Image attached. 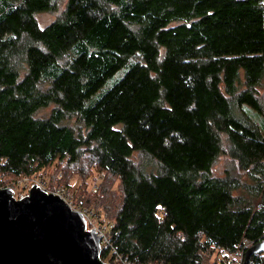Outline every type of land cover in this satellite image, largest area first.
<instances>
[{
	"label": "trees",
	"instance_id": "trees-1",
	"mask_svg": "<svg viewBox=\"0 0 264 264\" xmlns=\"http://www.w3.org/2000/svg\"><path fill=\"white\" fill-rule=\"evenodd\" d=\"M58 7L0 0V188L82 164L119 180L101 210L77 199L111 225L101 260L244 255L264 237V0H65L39 24Z\"/></svg>",
	"mask_w": 264,
	"mask_h": 264
},
{
	"label": "water",
	"instance_id": "water-1",
	"mask_svg": "<svg viewBox=\"0 0 264 264\" xmlns=\"http://www.w3.org/2000/svg\"><path fill=\"white\" fill-rule=\"evenodd\" d=\"M60 196L32 185L16 198L0 188V264H112L100 259L101 234ZM264 251V237L244 251L241 264Z\"/></svg>",
	"mask_w": 264,
	"mask_h": 264
},
{
	"label": "rangeland",
	"instance_id": "rangeland-1",
	"mask_svg": "<svg viewBox=\"0 0 264 264\" xmlns=\"http://www.w3.org/2000/svg\"><path fill=\"white\" fill-rule=\"evenodd\" d=\"M58 2H59V7L55 12L37 13V20L40 25L44 26L48 24L62 11L64 4H65V0H58ZM50 108H51L50 106L41 108L37 114L40 116L46 115L49 112ZM71 123H74V120H71ZM220 160L226 161L227 159L225 156H223L220 158ZM82 167L84 168L82 164H77V165L69 167L68 165H62L58 162H54L51 164V166H49L47 171L42 170L43 176L40 173H38L39 171H37L36 175L35 174L31 175L30 176L31 178L27 179L26 181H24L25 176H22L17 179H12L13 177L7 176L8 177L6 179L7 182H5L4 184L5 186L3 187H10L12 189L13 195L16 198L27 194L28 189L32 185H34L35 182H38L41 185H42L41 182L43 183L46 182V185L44 186L46 187L47 190L45 189L43 190L47 192L55 190L56 187L60 185H62L66 189V187L63 184H60V185L52 184L51 185L50 183L51 174L59 173V171L64 170L66 173L65 180L70 185V188H67L66 190H68V192L73 194L72 200L74 201V203H76L77 205L79 204L83 206H86L87 205L86 203H89L93 206H96L97 211L101 210L104 204L108 205L112 200H113L112 204H114L115 200H117L118 195L120 193L119 180L103 172H97L96 170H94V168L91 170V168L88 167V169L86 168L84 172ZM220 168H221V163H217L215 170H219ZM77 196L79 197L76 198ZM82 196H83L84 201H86L85 202L86 205L82 204L81 202L77 200ZM103 209H105V207H103ZM105 213L103 215L105 219H108L109 216L106 215ZM86 228L88 229L89 226H87ZM236 252H237V249L233 253L227 254V256L225 252H218V253L214 252L209 256L208 264H214L215 262L219 263L220 258L224 260L225 264H239L240 260ZM102 261L109 262L112 264H120V262L119 261L117 262V260L114 257L112 258L111 254L105 257L104 260Z\"/></svg>",
	"mask_w": 264,
	"mask_h": 264
},
{
	"label": "built area",
	"instance_id": "built-area-1",
	"mask_svg": "<svg viewBox=\"0 0 264 264\" xmlns=\"http://www.w3.org/2000/svg\"><path fill=\"white\" fill-rule=\"evenodd\" d=\"M38 173H40L43 176L42 171H39ZM35 175L37 173H34ZM31 176V175H30ZM30 176H25L24 181H26L27 179L31 178ZM35 180V179H34ZM36 181V180H35ZM34 183V182H33ZM42 185L38 182H35L34 185L41 187L42 189H46V187L44 185H46V182L43 183L41 182ZM67 189V188H66ZM62 185L57 186L55 190L50 191L54 194H57L58 196H60L72 209L79 211L87 220V226H89L88 229H94L95 231L99 232L101 234V238H100V251L107 248V246L109 245V235H108V228L111 226L110 224L107 225L106 223H101L99 222L98 219V215L96 214V212H94L91 208H87V207H83L81 205H77L76 203H74V201L72 200V196L73 194H71L70 192H68V190H66ZM71 190V189H70ZM72 191V190H71ZM74 193V192H73ZM244 242L247 244V241L244 240ZM109 254H111L109 252ZM236 254L239 256V264L242 261V247L237 248V252ZM112 255V254H111ZM117 262L119 261L120 264H131L126 258L120 256V255H115L114 257Z\"/></svg>",
	"mask_w": 264,
	"mask_h": 264
}]
</instances>
